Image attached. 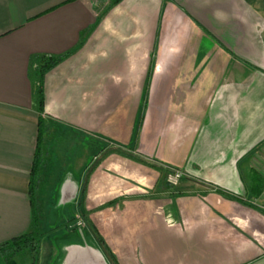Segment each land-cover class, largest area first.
<instances>
[{
    "label": "crops",
    "instance_id": "crops-1",
    "mask_svg": "<svg viewBox=\"0 0 264 264\" xmlns=\"http://www.w3.org/2000/svg\"><path fill=\"white\" fill-rule=\"evenodd\" d=\"M100 1L0 0V244L69 196L39 264H264V0Z\"/></svg>",
    "mask_w": 264,
    "mask_h": 264
},
{
    "label": "trees",
    "instance_id": "trees-1",
    "mask_svg": "<svg viewBox=\"0 0 264 264\" xmlns=\"http://www.w3.org/2000/svg\"><path fill=\"white\" fill-rule=\"evenodd\" d=\"M62 59L63 57L61 56H37L36 58L33 59V62H36L38 64L37 73L40 76V81L34 89V95L36 97L37 108L38 111L40 112V115L44 113V100H45L41 78L45 75V73L48 70H50L52 67L58 64ZM40 123H41V117H40ZM39 139L41 140V133ZM34 170H35V166L33 171ZM33 171H32V178L34 173ZM253 180L255 183L253 187V191L257 193L262 188L263 181L257 176V174L254 175ZM33 193H34V183L32 179L30 186V194L32 195V199H33ZM33 226L34 227L30 232L11 238L10 240L0 244V252L3 253V257H5V259L9 264H15L14 262L15 257L19 256L20 254L24 253L27 250L30 251L31 253L33 264H37V262L39 261L40 224L38 222V218H34Z\"/></svg>",
    "mask_w": 264,
    "mask_h": 264
},
{
    "label": "rangeland",
    "instance_id": "rangeland-1",
    "mask_svg": "<svg viewBox=\"0 0 264 264\" xmlns=\"http://www.w3.org/2000/svg\"><path fill=\"white\" fill-rule=\"evenodd\" d=\"M114 1L115 0H108V2L111 5H114L115 3ZM100 2L105 4V0H101ZM111 5L109 7H111ZM102 8H104V6L101 7V9ZM171 171L172 170H167L166 172H163L162 178L167 181V177ZM178 184L173 185V186H178ZM48 199L50 200L47 201V204L41 203L42 205L41 208L43 207V210H44V212L43 210H41L43 212L42 213L43 218H40L41 216L38 218V222L40 224L39 226L40 242H43V243L47 242V243L55 244L56 239L58 238L60 239L63 236L67 237L66 233L74 231L75 227H80V226L86 227L87 226L86 219L82 216L83 215L82 213L79 214L80 216L78 215L77 217L74 218V214H72V207L74 206V200L71 201L72 197L68 196L67 201L63 200L61 196L56 197V198L51 196ZM51 208L53 209L57 208L59 210L58 219L54 220L50 218L51 213L49 212V209ZM14 260H15L14 261L15 264H33L31 253L28 250L20 254L19 256L15 257ZM39 263L40 262H37V264ZM0 264H9L7 260L5 259V257H3L2 252H0Z\"/></svg>",
    "mask_w": 264,
    "mask_h": 264
},
{
    "label": "built area",
    "instance_id": "built-area-1",
    "mask_svg": "<svg viewBox=\"0 0 264 264\" xmlns=\"http://www.w3.org/2000/svg\"><path fill=\"white\" fill-rule=\"evenodd\" d=\"M183 172L181 170H172L168 177L167 180L168 182H170L173 185H177L179 183V181L181 180V178L183 177ZM81 223V222H79Z\"/></svg>",
    "mask_w": 264,
    "mask_h": 264
}]
</instances>
